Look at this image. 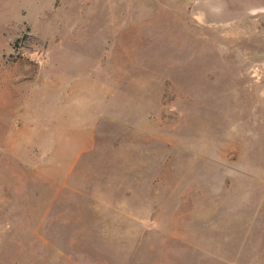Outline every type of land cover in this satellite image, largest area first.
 <instances>
[{
    "label": "rangeland",
    "instance_id": "rangeland-1",
    "mask_svg": "<svg viewBox=\"0 0 264 264\" xmlns=\"http://www.w3.org/2000/svg\"><path fill=\"white\" fill-rule=\"evenodd\" d=\"M0 264H264V0H0Z\"/></svg>",
    "mask_w": 264,
    "mask_h": 264
}]
</instances>
